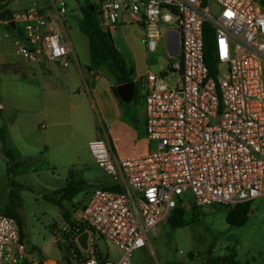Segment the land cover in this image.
Masks as SVG:
<instances>
[{
	"label": "built area",
	"instance_id": "2783aa9c",
	"mask_svg": "<svg viewBox=\"0 0 264 264\" xmlns=\"http://www.w3.org/2000/svg\"><path fill=\"white\" fill-rule=\"evenodd\" d=\"M93 3L104 31L136 25L151 52L165 37L167 64L160 72L145 70L146 135L156 147L121 157L107 139L89 140L95 162L114 184L95 188L75 219V228L88 233V248L75 228L64 227L58 244L67 254L48 261L21 237L15 217L0 214V264H159L134 263L131 256L174 210L241 202H251V210L255 199L264 198V11L258 0ZM10 11L0 19V45L11 41L28 62H77L63 25L65 0H52L47 10L30 5ZM206 24L214 31L215 73L205 59ZM175 32L179 50L171 54ZM99 237L119 248L117 262L100 257Z\"/></svg>",
	"mask_w": 264,
	"mask_h": 264
},
{
	"label": "rangeland",
	"instance_id": "374dc122",
	"mask_svg": "<svg viewBox=\"0 0 264 264\" xmlns=\"http://www.w3.org/2000/svg\"><path fill=\"white\" fill-rule=\"evenodd\" d=\"M0 1H6V8L10 10L30 5L47 10L52 0ZM65 1L67 12L63 15V25L73 44L77 62L73 59L68 67L52 61L32 62L36 64L26 65L25 71H34L35 74L28 72L29 79H23L22 76L17 78L3 73L14 70L3 68L2 61L5 58L13 60L22 57L5 55L4 46L0 47V92L6 103V109L0 113V127H8L11 135L9 139L29 154L23 156L22 152L17 153L16 161L9 162L0 142V214L7 215V210L16 212L24 239H30L34 254L40 257L42 253L45 259L55 260H62L67 254L65 244H58V234L67 222L63 212L70 219H76L95 188L114 184L112 176L95 162L88 146V140L95 137L96 124L97 128L101 125L98 114L90 108L93 125L91 127L84 124L81 127L78 118L75 122L69 121L74 117L73 108H81V96L65 91L53 96V101L47 104L43 100L45 83L40 80L50 71L60 75L62 71H108L104 66L91 68L89 40L79 28L82 6L86 2L97 0ZM258 4L264 11V0H258ZM212 14H219L217 4L212 5ZM140 33L139 29L132 33L133 50L137 55L135 69L160 71L169 59L165 37L160 40L157 50L151 52L146 50ZM12 47L11 51L16 52L17 47L13 43ZM122 55L125 59V54ZM127 56L131 60L128 54ZM225 70L226 67L222 66L221 71ZM61 78H55V82H64ZM15 80H19V83ZM69 86L70 90L79 93L78 80L71 81ZM30 93L33 95L32 99H29ZM58 107L67 109L68 115L50 118L48 112ZM46 135H50V138L53 136L54 139L58 137L57 143L46 141ZM115 142L121 157L146 154L156 147L155 143L150 141L151 144L148 145L142 138L115 139ZM7 144L14 147L12 141L7 140ZM80 161L81 166L77 165ZM72 180L76 185L81 180L84 188L70 198L61 197L62 189ZM252 206L248 221L240 226L227 221L230 209L227 205L215 204L202 208L188 206L184 211L183 226L174 228L165 220L159 226L158 233L150 232V243L132 253V261L206 264L210 256L224 257L233 254L238 264H264V198L255 199ZM97 242L101 258L105 256L114 262L120 259L118 247L102 237Z\"/></svg>",
	"mask_w": 264,
	"mask_h": 264
},
{
	"label": "crops",
	"instance_id": "0c3cea01",
	"mask_svg": "<svg viewBox=\"0 0 264 264\" xmlns=\"http://www.w3.org/2000/svg\"><path fill=\"white\" fill-rule=\"evenodd\" d=\"M4 29L5 26L0 22V31H3ZM135 29L140 30V38L142 39V30L138 26L131 24H119L116 27L115 31L111 33L116 46L122 53L125 54V60L127 61L129 68L132 69V71H130V78L135 84V92L132 100L123 101L120 96L117 95L118 93H115L114 87H116L118 84L116 83L115 78L111 75L109 71H62L61 75L59 73L57 74L56 72L50 71L48 74L46 73L44 75V81L42 79L40 80L41 83H45L43 87V100L45 104H47L49 101H53V96L65 91H68L74 96L76 95L77 97L81 96V108H73L74 117L69 121L75 122V119L78 118L81 127L84 124H87L92 127L93 113L91 109L94 110L96 114H98L100 121L99 123L101 125H99V128H97L98 126L96 124V132H94L95 137L93 138L107 139L111 143L114 152L119 156L120 154L117 152L118 149L115 139H117V141H120L122 138H142L143 140L147 141L148 145L151 144L146 135L145 113V77L148 71H138L137 69H135V61L137 59V55L133 50L134 38L132 34ZM2 46H4L5 48V55H16L17 57L21 56L17 52L11 51L13 50L11 41H2L0 47ZM127 54L131 57V60L128 58ZM2 55L4 54L2 53ZM2 63L3 68L14 70L3 71V73H7L10 76H15L17 78H19V76H22L21 78L23 79L30 78L28 72L34 73V71H25L26 65L31 66L33 64H36L26 61L23 57L22 59L18 58L13 60L10 58H5ZM55 78H61L62 80H64V82H55ZM74 80L79 81V93L75 92L73 89L70 90L69 84L71 81ZM15 82L19 83V80H15ZM28 96L29 99H32L33 95L32 93H30ZM135 98H138V100L136 101ZM0 105V113H2L4 109H6V103L1 92ZM68 113L69 111L67 109L58 107L55 110L51 109L48 112V116L50 118L55 116L64 117L68 115ZM58 123L62 124L64 122ZM10 136V130L7 127V140L12 141V144L17 150V153L22 152L21 155L23 156L29 155L27 154V152L21 150L20 146L17 143L9 139ZM45 139L50 143H57L56 140L58 139V137L54 139L53 136H51L50 138V135H46ZM89 140H91V138ZM77 165L81 166V161ZM111 185L112 184L108 186ZM67 225L68 224L66 222L64 227H67ZM57 227L59 228L58 225ZM50 260H54V258H48V261Z\"/></svg>",
	"mask_w": 264,
	"mask_h": 264
},
{
	"label": "trees",
	"instance_id": "16d2710c",
	"mask_svg": "<svg viewBox=\"0 0 264 264\" xmlns=\"http://www.w3.org/2000/svg\"><path fill=\"white\" fill-rule=\"evenodd\" d=\"M6 3V2H5ZM11 11L6 9V4L0 5V19H4L10 16ZM79 28L84 32L89 40V55L91 68H99L104 66L108 69L111 75L115 78L116 83L131 82L130 71L126 60L124 59L121 51L116 46L112 34L104 31L98 25L96 20V4L93 2H86L82 6V18L79 22ZM205 59L211 70V73H215L216 58L214 55V31L206 24L205 26ZM114 91L117 94V89L114 87ZM118 95V94H117ZM0 142L2 144V150L9 162L16 161L17 150L7 144V127L5 125L0 127ZM9 170H12L9 168ZM84 188V183L81 180L76 185L72 180L66 187L62 189L61 197H72L79 193ZM117 188L118 187H113ZM251 202H241L233 207H230L227 214V221L234 225H243L248 221L250 213ZM184 209H176L168 217V221L172 227H181L184 225L183 215ZM7 215L15 217L19 224L20 220L18 214L14 211H6ZM63 216L68 222L69 228L74 229L76 227V220H72L68 217L66 212H63ZM21 237H24L21 225H20ZM103 258V257H102ZM104 259V258H103ZM206 264H238L234 255H227L224 257L210 256L206 260Z\"/></svg>",
	"mask_w": 264,
	"mask_h": 264
},
{
	"label": "water",
	"instance_id": "95a60500",
	"mask_svg": "<svg viewBox=\"0 0 264 264\" xmlns=\"http://www.w3.org/2000/svg\"><path fill=\"white\" fill-rule=\"evenodd\" d=\"M11 27H15V23L13 21L10 22ZM179 50V33L175 32V41L174 43L170 42V53L171 54H176L178 53ZM117 93L120 96V98L123 101H130L133 98L134 92H135V84L134 82H125V83H120L116 86ZM77 234H78V241L80 245L84 248L87 249V238H88V233L86 231H81V227L75 228ZM28 242H31L30 239H27Z\"/></svg>",
	"mask_w": 264,
	"mask_h": 264
}]
</instances>
